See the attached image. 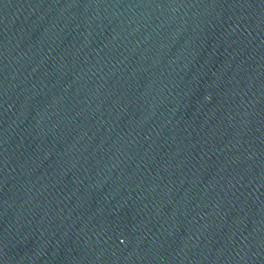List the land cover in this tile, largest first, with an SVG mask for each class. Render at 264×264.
I'll list each match as a JSON object with an SVG mask.
<instances>
[{"label": "water", "instance_id": "obj_1", "mask_svg": "<svg viewBox=\"0 0 264 264\" xmlns=\"http://www.w3.org/2000/svg\"><path fill=\"white\" fill-rule=\"evenodd\" d=\"M0 264H264V0H0Z\"/></svg>", "mask_w": 264, "mask_h": 264}]
</instances>
